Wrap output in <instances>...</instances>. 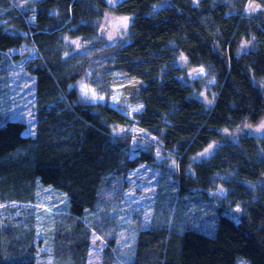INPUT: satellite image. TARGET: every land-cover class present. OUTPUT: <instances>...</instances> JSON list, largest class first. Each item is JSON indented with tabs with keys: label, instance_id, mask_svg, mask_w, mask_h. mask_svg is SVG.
Returning <instances> with one entry per match:
<instances>
[{
	"label": "trees",
	"instance_id": "1",
	"mask_svg": "<svg viewBox=\"0 0 264 264\" xmlns=\"http://www.w3.org/2000/svg\"><path fill=\"white\" fill-rule=\"evenodd\" d=\"M248 1L121 0L111 7L108 0H34L22 7L0 0V96L21 65L34 78L36 108L33 135L24 134L23 120L0 125V264H37L35 214H18L23 207L14 202L35 201L39 182L69 198L54 236L56 264H86L92 233L104 239L101 264H236L239 256L264 264V134L233 141L221 132L264 118V0H253L263 8L252 14ZM107 10L132 16L127 39H97ZM68 37L89 45L70 52ZM245 41L252 42L247 49ZM25 45L34 54L20 55ZM182 53L206 71L194 84L180 78ZM89 71L105 100L82 97L78 84ZM208 80L210 105L196 95ZM116 124L144 129L147 143L114 132ZM215 141L222 142L196 160ZM156 146L177 159L175 171L156 161ZM142 162L160 166L165 181L156 218L128 223L136 236L125 259L117 255L113 210L129 201L132 171ZM218 184L225 194H208ZM235 207L238 215L229 214ZM206 222L215 223V234L196 225Z\"/></svg>",
	"mask_w": 264,
	"mask_h": 264
},
{
	"label": "rangeland",
	"instance_id": "2",
	"mask_svg": "<svg viewBox=\"0 0 264 264\" xmlns=\"http://www.w3.org/2000/svg\"><path fill=\"white\" fill-rule=\"evenodd\" d=\"M15 1L19 6L24 7L34 0ZM120 1L121 0H108L111 7H114ZM246 6V10L250 14L258 12L263 8L262 4L253 0H249ZM125 18H127L126 22ZM131 21V15L117 14L112 10H107L102 18L96 22L97 39L100 38L108 43L127 39ZM102 27L104 28L103 31H101ZM66 40L69 47L72 49L70 52L83 51L89 45V42L83 37H68ZM251 43L250 41H245L242 48L247 49L251 46ZM18 51L20 55H24L25 51L28 52V55H32L35 52L34 49L28 45H25ZM177 64L184 69V73L180 76L184 82L194 84L195 79L200 80L206 75L204 69L193 66L183 53L178 57ZM91 75L92 71H89L87 78L78 84L82 97L88 99L90 102L105 100V93L99 88L100 84H95L92 81L93 78ZM259 83L264 87V80H260ZM209 85H211V80H208L205 85H202L201 90L196 91V95L208 105H210L214 99V94L210 92L212 90H209ZM9 88L10 90L7 95L2 94L0 96V125H3L8 118L23 120L27 124L24 134L33 135L36 127L34 78L24 71L20 65L11 71ZM112 130L118 134L131 132L135 138L138 139L139 137H143V140L146 142L145 136L147 132L136 125L116 124L112 126ZM221 132L223 138L233 141H237L239 137L244 134L262 136L264 134V118L257 123L244 120L230 128H223ZM153 137L154 136H150L151 139H153ZM221 142L222 141H215L210 144L204 151L195 157L196 160L208 157ZM155 149L156 161L165 169L172 172L175 171L178 166L177 159L170 153L162 152L158 146H156ZM132 175L134 183H132L128 189L131 195L129 201L123 206L120 204L124 203L123 199L117 201L113 210L117 215L119 223L117 236L121 237L119 242L120 248L117 255L123 253L125 254V259H128L132 256V253H134L132 245L136 236V233L132 231L127 232L128 223L131 221L133 223V219L138 216L141 218L142 223L147 226L156 218V193L159 192L160 185L163 186L165 181V178H163V180L160 179L164 177L162 168L160 166L147 164L146 162H142L139 167L133 170ZM207 192L211 195H223L225 194V188L221 184H218L217 187L213 189H207ZM14 203L23 207L18 210V214H23L22 212H24V214H35L37 237L41 239V243L39 242V245H37L36 251L37 264H56V260L51 252L54 247V236L58 222L65 221L69 213V198L67 193L51 185H45L39 182L35 201L20 203L17 201ZM238 209L237 207L231 208L229 214L236 212ZM80 217L81 216H79V218ZM73 218L77 220L76 217ZM82 218L88 220L90 223L94 221L93 216H90L88 213L82 215ZM196 225L201 231L215 234V223L212 224L209 222L208 226L207 222L204 225L200 223ZM130 228H132V225ZM104 247L105 243L102 236L97 233H92L86 264H101ZM236 264H250V261L243 256H239Z\"/></svg>",
	"mask_w": 264,
	"mask_h": 264
},
{
	"label": "water",
	"instance_id": "3",
	"mask_svg": "<svg viewBox=\"0 0 264 264\" xmlns=\"http://www.w3.org/2000/svg\"><path fill=\"white\" fill-rule=\"evenodd\" d=\"M103 30H104V28L102 27L101 31H103ZM238 213H239V209L236 211V215H238Z\"/></svg>",
	"mask_w": 264,
	"mask_h": 264
},
{
	"label": "snow or ice",
	"instance_id": "4",
	"mask_svg": "<svg viewBox=\"0 0 264 264\" xmlns=\"http://www.w3.org/2000/svg\"><path fill=\"white\" fill-rule=\"evenodd\" d=\"M126 19H127V18H125V22H126Z\"/></svg>",
	"mask_w": 264,
	"mask_h": 264
}]
</instances>
